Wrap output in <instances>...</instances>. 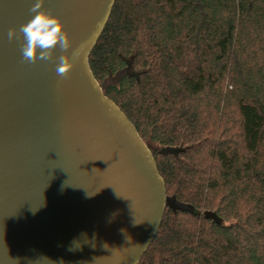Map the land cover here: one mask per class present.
Returning <instances> with one entry per match:
<instances>
[{
    "label": "trees",
    "instance_id": "16d2710c",
    "mask_svg": "<svg viewBox=\"0 0 264 264\" xmlns=\"http://www.w3.org/2000/svg\"><path fill=\"white\" fill-rule=\"evenodd\" d=\"M90 67L166 185L139 264H264V0H117Z\"/></svg>",
    "mask_w": 264,
    "mask_h": 264
},
{
    "label": "water",
    "instance_id": "95a60500",
    "mask_svg": "<svg viewBox=\"0 0 264 264\" xmlns=\"http://www.w3.org/2000/svg\"><path fill=\"white\" fill-rule=\"evenodd\" d=\"M116 1L45 0L83 48L61 78L59 48L30 64L8 40L35 0H0V264H139L161 227L154 155L90 67Z\"/></svg>",
    "mask_w": 264,
    "mask_h": 264
},
{
    "label": "clouds",
    "instance_id": "9594fccd",
    "mask_svg": "<svg viewBox=\"0 0 264 264\" xmlns=\"http://www.w3.org/2000/svg\"><path fill=\"white\" fill-rule=\"evenodd\" d=\"M44 2L45 0H35L30 8L31 18L18 28H10L7 37L10 42L23 41L21 55L23 60L30 64H35L38 60L52 61L55 50L59 48L62 54L56 57L58 63L55 71L57 76L66 78L81 56L83 48L76 49L71 56L68 55V50L73 45L69 32L65 30V25L58 15L44 8Z\"/></svg>",
    "mask_w": 264,
    "mask_h": 264
}]
</instances>
